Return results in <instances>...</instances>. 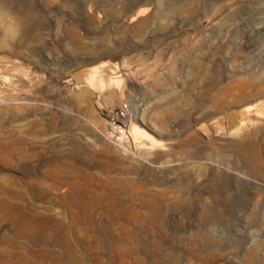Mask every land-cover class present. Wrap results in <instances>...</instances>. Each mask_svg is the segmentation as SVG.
Segmentation results:
<instances>
[{"label": "rangeland", "instance_id": "obj_1", "mask_svg": "<svg viewBox=\"0 0 264 264\" xmlns=\"http://www.w3.org/2000/svg\"><path fill=\"white\" fill-rule=\"evenodd\" d=\"M101 239L264 264V0H0V264Z\"/></svg>", "mask_w": 264, "mask_h": 264}, {"label": "bare ground", "instance_id": "obj_2", "mask_svg": "<svg viewBox=\"0 0 264 264\" xmlns=\"http://www.w3.org/2000/svg\"><path fill=\"white\" fill-rule=\"evenodd\" d=\"M141 11H144V9H141ZM139 14L141 15L142 13H139ZM54 172L55 171L50 170L46 174V178L54 180V183L56 185H61V184L65 183V181L63 180L64 178H62L64 176L59 174L57 171H56V173H54ZM35 185L38 186V185H40V183L36 182ZM107 198H108L107 195L106 196H102V195L97 196L98 202H102ZM112 210L114 212H116L117 217H119V218L123 217V213H122L123 207L116 206V207L111 208V211ZM139 240L140 241L138 244V246H139L138 251L141 254H143L144 256L150 254L151 250H149V247H150L149 244L147 242H144L145 240L141 239V237L139 238ZM48 241H49V239H47L45 237H40L37 242L40 244H44ZM59 241H61V240H57L55 242L61 244ZM96 248H100L101 250L104 251L103 258H105L107 260L106 262H99L98 264H115V262H114V258H115L114 249H109L107 247L104 239L100 240V243L96 245ZM84 250L89 254L90 251L92 250V247L84 246ZM24 251H25L27 257H29L31 260L37 259L40 264H69V261L71 262L73 260V258H75V256H73V255L68 256L66 253V250H64V249L59 251V252L54 251V250H48V251H39V252L34 254V252L28 246H25ZM160 254L161 253L153 252L152 256L155 258L156 261L161 262V264H170V262L168 260L164 261V262L161 261L160 258L162 256Z\"/></svg>", "mask_w": 264, "mask_h": 264}, {"label": "built area", "instance_id": "obj_3", "mask_svg": "<svg viewBox=\"0 0 264 264\" xmlns=\"http://www.w3.org/2000/svg\"><path fill=\"white\" fill-rule=\"evenodd\" d=\"M130 111H131L130 102L122 101L120 102V104L118 105L115 111L114 118L116 120L125 121L129 117Z\"/></svg>", "mask_w": 264, "mask_h": 264}, {"label": "water", "instance_id": "obj_4", "mask_svg": "<svg viewBox=\"0 0 264 264\" xmlns=\"http://www.w3.org/2000/svg\"><path fill=\"white\" fill-rule=\"evenodd\" d=\"M77 77V79H78V82H80V79H79V77L78 76H76Z\"/></svg>", "mask_w": 264, "mask_h": 264}]
</instances>
